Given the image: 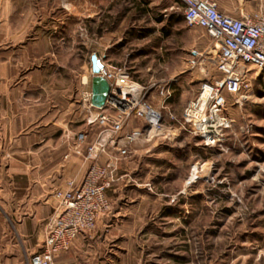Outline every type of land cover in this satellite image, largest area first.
<instances>
[{"label": "rangeland", "instance_id": "rangeland-1", "mask_svg": "<svg viewBox=\"0 0 264 264\" xmlns=\"http://www.w3.org/2000/svg\"><path fill=\"white\" fill-rule=\"evenodd\" d=\"M94 4L0 0V264L3 236H15L16 223L37 210L42 216L68 181L80 182L94 162L89 149L103 138L109 145L96 162L113 164L111 139L128 133L111 137L117 110L91 106L94 54L126 71L124 85L161 107L171 137L131 146L106 190L102 228L86 234L130 236L101 249L119 245V264H264V72L245 68V97L237 103L229 96L225 110L232 127L222 142L206 146L184 129L185 114L204 82L224 77L217 42L186 25L179 0H105L101 16L87 19ZM196 78L200 83H192ZM180 79L173 92H156L161 81ZM144 127L130 118L125 129Z\"/></svg>", "mask_w": 264, "mask_h": 264}, {"label": "built area", "instance_id": "built-area-1", "mask_svg": "<svg viewBox=\"0 0 264 264\" xmlns=\"http://www.w3.org/2000/svg\"><path fill=\"white\" fill-rule=\"evenodd\" d=\"M179 1L184 5L186 25L206 30L220 46L218 69L224 77L204 82L185 114L184 129L201 138L206 146H212L222 142L225 132L232 127L225 113L229 96L236 98L237 103L245 97L250 84L245 68L252 66L264 72V7L236 18L221 12L213 0ZM97 75L107 79L111 86L106 105L98 109L111 108L118 112L108 130L111 137L120 136L130 118L143 120L145 127L133 128L122 138L111 139L117 151L113 164L103 166L96 162L99 155L106 153L109 141L102 139L89 149L93 164L80 182L68 181L56 194L57 205L46 223L41 247L27 258V264H54L57 256L68 252L79 236L97 228L110 211L106 190L116 181L118 164L130 156L132 145L171 137L162 123L161 107L143 101L138 88L132 87L126 94L122 92L130 78L126 71L103 65ZM165 101L166 98L163 104ZM100 116L102 121H109L108 115ZM79 137L85 140L84 134Z\"/></svg>", "mask_w": 264, "mask_h": 264}, {"label": "crops", "instance_id": "crops-1", "mask_svg": "<svg viewBox=\"0 0 264 264\" xmlns=\"http://www.w3.org/2000/svg\"><path fill=\"white\" fill-rule=\"evenodd\" d=\"M94 2L95 10L86 13L87 19L93 17H100L101 16V4L105 2V0H89ZM107 1V0H106ZM112 4H118L120 0H109ZM217 3L218 8L221 12L240 18L244 14L252 13L256 10H245L237 7H230L222 5L223 3L219 0H213ZM235 2H254V3H264V0H234ZM258 10V9H257ZM98 56V55H97ZM99 57V56H98ZM92 58V57H91ZM100 59V58H99ZM101 60V59H100ZM92 67V62H91ZM258 77L255 76V78ZM163 82V83H162ZM180 83L182 82L181 79L174 80L173 82H165L161 81L156 84V92L158 89L162 90L166 87H169L168 92L172 89V92L175 90L174 87H170L171 83ZM192 83L198 84L200 83L199 78H196L192 81ZM179 85V84H178ZM174 88V89H173ZM171 95V94H169ZM125 131H130L125 129ZM155 142L154 144H156ZM70 178V176H67ZM56 198V197H55ZM55 198H51L46 202V205L43 206V214L41 216L40 210L35 212V216H31L29 218H23L22 220L18 221L15 226L16 228V235L14 236H3V264H23L25 261L26 256L36 253L38 250V245L44 239V224L40 222V219L47 218L48 214L51 213L54 207L57 205V201ZM42 225V226H41ZM103 226V220L98 222L97 229H101ZM40 227V228H39ZM101 227V228H100ZM104 238L97 239L95 234H83L75 240L71 249L66 252L62 253L57 256L54 264H119L120 261L118 260L116 253H119L122 248L119 245L114 244L111 253H107L105 250H101L104 245L108 241H113V243H120L125 242V239H129L130 236L125 238L124 235H119L115 237H108L103 236ZM111 238V239H110ZM97 239V240H96ZM110 239V240H109ZM115 241V242H114ZM113 253V254H112Z\"/></svg>", "mask_w": 264, "mask_h": 264}, {"label": "water", "instance_id": "water-1", "mask_svg": "<svg viewBox=\"0 0 264 264\" xmlns=\"http://www.w3.org/2000/svg\"><path fill=\"white\" fill-rule=\"evenodd\" d=\"M91 62L92 72L94 74L92 78L91 103L96 108H103L111 95V86L107 79L97 75L100 68L103 67V64L96 54L92 56Z\"/></svg>", "mask_w": 264, "mask_h": 264}, {"label": "bare ground", "instance_id": "bare-ground-1", "mask_svg": "<svg viewBox=\"0 0 264 264\" xmlns=\"http://www.w3.org/2000/svg\"><path fill=\"white\" fill-rule=\"evenodd\" d=\"M101 61H102V59H101ZM102 63H103V61H102ZM103 65H105L104 63H103ZM131 87H132V85L131 86H125V89L122 91L123 93H128V92H130L131 91ZM138 88V87H137ZM104 139V138H103ZM193 177H195V175L193 174ZM194 179V178H193Z\"/></svg>", "mask_w": 264, "mask_h": 264}]
</instances>
